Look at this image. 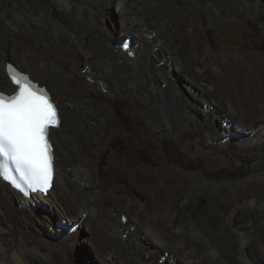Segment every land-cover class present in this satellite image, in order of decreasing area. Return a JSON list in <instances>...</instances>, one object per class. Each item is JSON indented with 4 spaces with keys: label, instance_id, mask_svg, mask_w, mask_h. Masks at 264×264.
I'll list each match as a JSON object with an SVG mask.
<instances>
[{
    "label": "bare ground",
    "instance_id": "1",
    "mask_svg": "<svg viewBox=\"0 0 264 264\" xmlns=\"http://www.w3.org/2000/svg\"><path fill=\"white\" fill-rule=\"evenodd\" d=\"M185 1L189 4L179 8L176 0H117L116 16L114 0H53L59 4L49 6L35 0L0 3V21L8 30L7 44L0 48V89H15L6 73L11 59L50 92L62 121L50 130L55 177L49 191L26 198L0 178V264H36L35 259L51 264L53 252L67 264H83V253L91 264H124L117 262L123 256L129 258L127 264H264V237L257 227L264 218L257 207H264V182H248L243 190H210L213 184L204 181L195 189L197 175L180 180L160 173L142 182L140 173L128 170L131 193L125 196L121 188L100 179L98 153L111 143V109L91 98L94 88L111 96L122 89L133 91L140 87L134 80H145L150 89L168 96L157 100L159 112L180 106L182 121L194 126L208 154L221 146L248 150L264 143V117L247 118L248 112L236 106L239 100L251 101L245 78L239 75L233 81L244 96L237 92L220 107L215 82L227 76L231 61L226 59L224 66L216 57H203L205 36L197 22L176 21L179 13L189 16L207 8L209 22L221 23L228 10L223 1L254 18L264 12V0ZM55 5L66 13L69 25L54 18ZM80 23L94 33L86 35ZM143 33L157 39V54L146 52ZM46 45L53 46L51 55ZM148 62L156 66L153 74L140 70ZM118 65L127 69L126 86L114 80ZM139 122L151 125L145 117ZM164 123L175 132L170 121ZM113 162L112 154L109 169L118 171ZM180 184L187 186V193L174 200L170 186ZM140 189L144 200L136 197ZM76 250L83 252L81 258Z\"/></svg>",
    "mask_w": 264,
    "mask_h": 264
},
{
    "label": "rangeland",
    "instance_id": "2",
    "mask_svg": "<svg viewBox=\"0 0 264 264\" xmlns=\"http://www.w3.org/2000/svg\"><path fill=\"white\" fill-rule=\"evenodd\" d=\"M1 2L14 4L15 0H0ZM199 2L208 4L205 0H199ZM35 3L43 6L59 4L53 2V0H35ZM117 4V0H114V6L112 7L114 14ZM176 4H178V7L180 6L179 8H182L189 3L185 0H176ZM222 4L228 10L223 11L226 20L221 23L216 20L209 22V10L207 8L200 9L196 13L191 12L189 16L179 13L176 21L180 25L182 22H189V18L197 22L202 34L205 36L204 54L206 56L203 57H216L222 61L223 65L226 59L231 61L226 66L227 76H220L215 82V94H220V98L218 95L215 98L220 107L222 106L220 103L230 98L231 95H237V92H239L241 98L244 96V93L233 83L240 77L239 75H242L245 78L244 85H246V88L244 87V89L249 92L251 101L249 104H244L239 100L240 103L236 106L242 108L243 113L248 112V115L250 114L246 116L247 118H251L250 116L264 117V12L257 14L254 18L245 17L238 10V7L228 6L229 4L224 1ZM112 14L109 15V18H113L112 22L119 25L117 18L115 19ZM53 15L61 24H70L66 13L57 5L54 6ZM80 26L86 35L94 33V29L92 30L91 27H85L82 23H80ZM8 28L13 30L11 25H8ZM5 30L0 21V48L7 44L8 30ZM124 35L126 36V34ZM116 36V38L120 37L119 35ZM142 40L143 44H146L145 50L147 53H158L156 38L151 39L150 36L143 33ZM44 50L51 55L53 46L46 45ZM217 55L220 57H217ZM10 61L12 60L7 59L6 62L10 63ZM119 67V65L114 66L115 70L112 68L117 76L114 80L117 83L119 82L121 86H126L124 79L128 75L127 69ZM155 67L148 62V64H141L140 70L149 69L148 72L153 74ZM113 71H111L112 75H114ZM123 71H126V74ZM134 81L141 88L138 87L130 92H125L122 89V93H116L115 91L114 95L111 96H105L97 88L90 91L91 98L98 100L100 103H107L111 109L109 113L111 118L107 124V129L111 134V143L107 150L98 153L101 180L121 188L120 192L125 196L131 193L130 180L128 177L125 178V173L128 170H135L136 173H140L142 177L139 178L142 182L148 176L157 177L160 173L164 175L173 174L180 180H192L193 176L197 175L199 183L193 184L195 189H200L201 183L204 181L213 184L210 190L227 189L229 187L234 190H243L248 182H264V143L248 150L221 146L220 149L216 148L211 154H208L209 147L207 144L202 143L201 145L198 142L194 126L182 121L180 106L166 107L163 113L159 112L156 106L157 100L167 99L168 96L163 92H155L150 89L145 84V80L139 81L137 79V81ZM165 85L169 90L171 84L166 82ZM147 94L151 95V99L146 98ZM141 117H145L151 125L147 127L139 126ZM92 119L96 118L93 117ZM166 119L171 122L177 131L171 132L168 125L164 123ZM203 119L202 117L201 120ZM247 124L252 125V120H248ZM112 154L114 155L113 166H116L118 171L109 169L108 163ZM157 186H161V184L158 183ZM170 187L169 194L174 197V200L187 193L185 184L171 185ZM137 192L136 197L144 200V190L140 189ZM257 207H261L264 212V207L260 206L259 203ZM257 227L259 234L264 237V218L258 222ZM249 236L247 235L248 238ZM41 250L45 251L46 249L42 247ZM76 253L75 255L80 257L83 252L78 253L76 250ZM51 256L53 258L51 264H67L59 253L53 252ZM82 257L84 258H80L83 264H91L87 255L83 253ZM109 260L112 261L113 257ZM117 262L127 264L129 258L123 256ZM35 263L39 264V261L35 259Z\"/></svg>",
    "mask_w": 264,
    "mask_h": 264
},
{
    "label": "snow or ice",
    "instance_id": "3",
    "mask_svg": "<svg viewBox=\"0 0 264 264\" xmlns=\"http://www.w3.org/2000/svg\"><path fill=\"white\" fill-rule=\"evenodd\" d=\"M14 94L0 92V178L20 191H47L54 173L51 129L61 126L48 91L9 64Z\"/></svg>",
    "mask_w": 264,
    "mask_h": 264
},
{
    "label": "flooded vegetation",
    "instance_id": "4",
    "mask_svg": "<svg viewBox=\"0 0 264 264\" xmlns=\"http://www.w3.org/2000/svg\"><path fill=\"white\" fill-rule=\"evenodd\" d=\"M19 71V70H18ZM19 72H21V73H24L23 71H19ZM24 74H27V73H24ZM27 76L35 83V84H38L37 83V81L33 78V77H35V76H33V77H30V76H32V75H29V74H27ZM36 78V77H35ZM44 87V86H43ZM16 88V87H15ZM45 88V87H44ZM46 89V88H45ZM48 91V90H47ZM0 92H3V93H9L8 91H5V90H3V89H0ZM14 92V91H13ZM49 92V91H48ZM50 93V92H49Z\"/></svg>",
    "mask_w": 264,
    "mask_h": 264
},
{
    "label": "water",
    "instance_id": "5",
    "mask_svg": "<svg viewBox=\"0 0 264 264\" xmlns=\"http://www.w3.org/2000/svg\"><path fill=\"white\" fill-rule=\"evenodd\" d=\"M10 64H12L15 68H17V66L12 62L10 61ZM17 192V191H16ZM18 193V192H17Z\"/></svg>",
    "mask_w": 264,
    "mask_h": 264
},
{
    "label": "clouds",
    "instance_id": "6",
    "mask_svg": "<svg viewBox=\"0 0 264 264\" xmlns=\"http://www.w3.org/2000/svg\"><path fill=\"white\" fill-rule=\"evenodd\" d=\"M17 69V68H16Z\"/></svg>",
    "mask_w": 264,
    "mask_h": 264
}]
</instances>
